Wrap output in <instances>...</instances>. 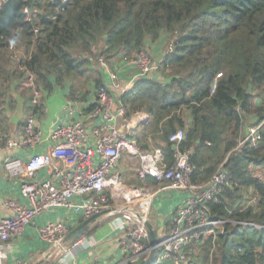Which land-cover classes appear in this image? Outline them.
Here are the masks:
<instances>
[{
    "label": "trees",
    "instance_id": "1",
    "mask_svg": "<svg viewBox=\"0 0 264 264\" xmlns=\"http://www.w3.org/2000/svg\"><path fill=\"white\" fill-rule=\"evenodd\" d=\"M0 1V100L11 78L29 74L46 95L68 80V100L85 101L101 86L93 62L129 61L165 41L163 81L136 80L119 99L125 117L147 116L134 137L147 148L151 136L169 165V136L182 129L190 181L207 183L222 165L229 185L206 205L225 221L215 240L191 243L185 263L152 264H264V125L257 147L232 152L249 117L264 121V0Z\"/></svg>",
    "mask_w": 264,
    "mask_h": 264
},
{
    "label": "built area",
    "instance_id": "2",
    "mask_svg": "<svg viewBox=\"0 0 264 264\" xmlns=\"http://www.w3.org/2000/svg\"><path fill=\"white\" fill-rule=\"evenodd\" d=\"M2 1H0V6ZM24 13L29 14L26 8ZM101 67H106L103 59L98 60ZM129 67L135 68L142 77L157 69V64L147 50L140 51L128 61ZM109 81L115 89L121 87L118 73L106 69ZM28 77L27 85L31 87V112L16 135L5 141L7 149H32L41 142V133L33 109L40 106L41 92L34 88L33 76ZM95 102L87 119H98V126L88 129L85 119H78L53 129L50 140L56 143L53 151L48 153H31L24 161L20 158H7L3 168L10 177L20 179V192L26 203L9 200L5 203L9 211L8 217L0 220V258L3 249L13 238L20 235L27 225L34 222L42 213L50 212L54 208H65L71 213L81 215L82 219L110 209L113 225L121 233L119 249L122 258L112 264H139L147 255L148 247L144 219H149L151 193L149 190L140 192L138 209L130 211L128 208H111L107 206V199L103 196L104 189L114 186L115 177L108 178L111 171L120 160L121 154L134 156L139 160L136 171L137 179L145 182L147 179L162 184L161 190H171L186 194L174 217L171 218L168 231L158 243L154 262L174 256L175 260L186 262L184 251L191 244L197 245L211 237L213 241L217 232H222L225 221L210 219L206 207L208 202L214 201L222 186L229 185L222 165L218 167L209 181L204 184H193L190 181L192 168L189 164V153L179 149L184 139L183 130H178L169 136V143L173 146V164L166 165L160 150L144 151L132 135V130L146 118L139 113L129 118L125 117V109L120 106L118 115L127 120L123 129L109 126L113 120V106L115 99L110 95L107 86L96 87ZM260 124L246 127L233 149L238 153L244 149L258 146L261 141ZM47 169L50 176L44 180L36 179L41 169ZM79 199V201H75ZM249 202L255 203L257 197L253 195ZM119 214L123 216H119ZM245 224V223H241ZM70 229L62 222H47L40 229V239L47 245V259L55 260L57 264H69L76 252L86 243L80 238L74 242H66L65 237Z\"/></svg>",
    "mask_w": 264,
    "mask_h": 264
},
{
    "label": "crops",
    "instance_id": "3",
    "mask_svg": "<svg viewBox=\"0 0 264 264\" xmlns=\"http://www.w3.org/2000/svg\"><path fill=\"white\" fill-rule=\"evenodd\" d=\"M166 39L164 38V40ZM147 46L146 50L151 55L154 65H159L167 52L166 42L160 41ZM100 47L101 44L94 47L93 51L97 52ZM98 60L95 63L93 62L92 66L97 71H94L95 76H99L101 86H107L110 95L115 99L112 111L114 118L108 125L123 129L127 120L122 119L118 115L121 106L120 97L130 90L138 79L150 78L162 81L163 79L159 77L157 69L147 73L146 77H142L135 68L127 65L128 61H110L109 63L104 61L109 70H115L118 73L121 87L124 88V91L121 92L120 89L114 88L109 81L107 68L105 66L101 67ZM24 79V77L11 78L7 83L6 92L0 100V109L2 114L4 113L2 118H0V220L9 215V211L5 206L7 201L15 200L23 204L26 203L20 192V179L10 177L3 168V163L7 158H20L26 161L31 153L53 151L56 143L50 140L49 135L53 129L60 125L78 119H85V125L88 129L100 124L98 119H87V114L90 112H88V108L94 105L95 102L94 90L96 87L90 84L85 101H69L68 92L71 82L67 80L62 86L55 87L49 95L41 92L40 106L33 109L41 133V142L32 149H7L5 141L16 135L32 110L30 105L31 87L27 85V82H23ZM139 114L145 115L140 112ZM250 120H255V117L252 116ZM146 122L147 116L141 124L134 127L132 130L133 137L135 132ZM149 138L150 141L147 148H143L138 144L141 149L144 151L157 149L161 151L159 147L151 142V136ZM161 154L163 162L169 165L165 161L162 151ZM138 167V158L122 153L117 165L108 176V178L115 177L117 182L114 186L104 189L103 196L108 201V207L115 209L128 208L130 211H135L138 209L140 192L145 191V188H149L152 196L149 221L157 233V240L160 242L168 231L171 218L174 217L180 205L184 202L186 194L171 190H161L162 184L152 181V179H147L145 182L139 181L136 174ZM49 176V171L43 168L37 173L36 179L44 180ZM75 201H79V199H75ZM119 216L123 215L119 214ZM82 221L81 215L73 214L61 207L40 214L33 223L24 228L20 235L6 244L5 249H3V256L5 257L0 258V264H57L55 260L47 259L48 247L40 239L41 227L47 222H62L72 230ZM121 236L122 234L117 232L113 225V217L109 213L103 215L94 224L90 225L87 233L81 237L86 244L76 252L75 257L69 264H112L120 260L122 258L119 249Z\"/></svg>",
    "mask_w": 264,
    "mask_h": 264
},
{
    "label": "water",
    "instance_id": "4",
    "mask_svg": "<svg viewBox=\"0 0 264 264\" xmlns=\"http://www.w3.org/2000/svg\"><path fill=\"white\" fill-rule=\"evenodd\" d=\"M33 3L34 1H32L30 5L29 13H32L33 11V7H32ZM110 211H111L110 209L103 210L97 214L90 216L87 219H84L75 228L69 231V233L65 237V241L74 242L79 240L87 233L90 225L94 224L100 217L108 214ZM143 222H144V227L146 229L147 240L149 245H148V252L146 257L139 264H152V262L154 261V257L156 255L159 241L157 240V233L154 227L152 226V224L150 223L149 219H144Z\"/></svg>",
    "mask_w": 264,
    "mask_h": 264
},
{
    "label": "rangeland",
    "instance_id": "5",
    "mask_svg": "<svg viewBox=\"0 0 264 264\" xmlns=\"http://www.w3.org/2000/svg\"><path fill=\"white\" fill-rule=\"evenodd\" d=\"M168 41V40H167ZM255 117V120H250L251 117H249L247 120H246V127H251V126H254V125H257L258 123H255L256 121V116ZM254 122V123H253ZM145 190H150L149 188H145Z\"/></svg>",
    "mask_w": 264,
    "mask_h": 264
}]
</instances>
